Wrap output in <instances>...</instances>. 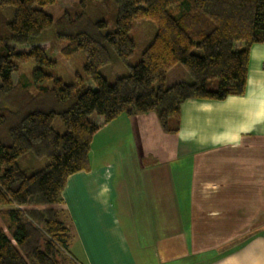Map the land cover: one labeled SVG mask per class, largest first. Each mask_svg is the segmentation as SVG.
Masks as SVG:
<instances>
[{"label": "trees", "instance_id": "1", "mask_svg": "<svg viewBox=\"0 0 264 264\" xmlns=\"http://www.w3.org/2000/svg\"><path fill=\"white\" fill-rule=\"evenodd\" d=\"M57 1L0 0V10L14 9L11 21L0 17V264H78L62 194L71 176L90 171L96 119L155 113L161 129L176 135L185 102L245 94L251 48L264 42V0H80L55 20L41 8ZM141 20L156 35L132 66L130 34ZM53 27L67 41L64 58L84 53L95 90L79 77L45 86L53 77L44 67L54 63L40 37ZM32 60L33 81L21 76L15 84ZM120 64L129 75L110 85L101 70ZM178 65L190 82L168 85ZM26 157L47 165L22 170Z\"/></svg>", "mask_w": 264, "mask_h": 264}, {"label": "crops", "instance_id": "2", "mask_svg": "<svg viewBox=\"0 0 264 264\" xmlns=\"http://www.w3.org/2000/svg\"><path fill=\"white\" fill-rule=\"evenodd\" d=\"M63 191L78 264H264V42L243 96L189 100L180 130L120 117Z\"/></svg>", "mask_w": 264, "mask_h": 264}, {"label": "rangeland", "instance_id": "3", "mask_svg": "<svg viewBox=\"0 0 264 264\" xmlns=\"http://www.w3.org/2000/svg\"><path fill=\"white\" fill-rule=\"evenodd\" d=\"M80 0H58L54 5L41 8L46 14L52 16L55 20H58L63 14L64 10L73 7L74 4L79 3ZM0 17L6 21H11L14 15V9L3 8L0 10ZM112 30V27L109 31ZM156 35V27L150 21H136L133 24V30L130 37L135 41L137 48L134 57L130 60V65L134 66L141 60V56L145 48L153 41ZM40 41L49 44V51L47 52V59L49 62H53V66L44 67V71L53 77L45 83V86L52 89L54 86V80L60 79L66 85H74L77 82V78H81L85 85L95 90L96 86L88 79L84 72V66L86 63V57L83 52L75 54L71 59H66L61 55V50L67 46V41L61 40L57 36L56 28L53 27L47 30L40 37ZM38 68V64L35 60H32L29 64L22 66L19 73H16L13 77L14 83L17 84L21 79V76L32 79L31 73ZM102 76L107 80L110 85H113L116 80L129 75L128 68L120 64L118 66H107L101 70ZM168 85H173L177 82H190V78L181 65L175 67L168 75ZM56 127L61 132L60 123H56ZM64 132V131H62ZM31 157H26L19 160V165L22 170L34 173L31 171V167H39L37 170L44 168L47 165V161H35L34 165L30 162ZM36 164V165H35ZM35 170V169H33Z\"/></svg>", "mask_w": 264, "mask_h": 264}]
</instances>
